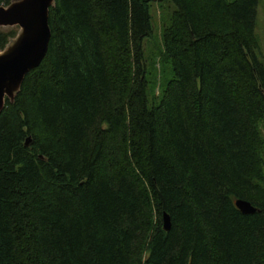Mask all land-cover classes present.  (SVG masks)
I'll return each instance as SVG.
<instances>
[{
    "label": "trees",
    "instance_id": "trees-1",
    "mask_svg": "<svg viewBox=\"0 0 264 264\" xmlns=\"http://www.w3.org/2000/svg\"><path fill=\"white\" fill-rule=\"evenodd\" d=\"M154 2L173 76L150 103ZM258 2L56 0L0 112V264H264Z\"/></svg>",
    "mask_w": 264,
    "mask_h": 264
},
{
    "label": "water",
    "instance_id": "water-1",
    "mask_svg": "<svg viewBox=\"0 0 264 264\" xmlns=\"http://www.w3.org/2000/svg\"><path fill=\"white\" fill-rule=\"evenodd\" d=\"M56 0H10L0 4V30L16 29L0 49V112L6 101L12 103L25 75L39 66L46 55L51 36L49 8ZM236 207L244 214L256 212L248 200L238 198ZM170 217L163 212V228L170 229Z\"/></svg>",
    "mask_w": 264,
    "mask_h": 264
},
{
    "label": "rangeland",
    "instance_id": "rangeland-1",
    "mask_svg": "<svg viewBox=\"0 0 264 264\" xmlns=\"http://www.w3.org/2000/svg\"><path fill=\"white\" fill-rule=\"evenodd\" d=\"M232 1V0H228ZM171 5L154 2L151 5L153 35L144 41L145 60L147 64V79L149 81V98L157 96L165 81L173 76L171 62L165 61L162 56L161 29L163 20L167 21ZM255 34L259 41L258 56L264 62V0H259L255 21ZM264 136V123L261 126Z\"/></svg>",
    "mask_w": 264,
    "mask_h": 264
},
{
    "label": "flooded vegetation",
    "instance_id": "flooded-vegetation-1",
    "mask_svg": "<svg viewBox=\"0 0 264 264\" xmlns=\"http://www.w3.org/2000/svg\"><path fill=\"white\" fill-rule=\"evenodd\" d=\"M0 31H2V30H0Z\"/></svg>",
    "mask_w": 264,
    "mask_h": 264
}]
</instances>
